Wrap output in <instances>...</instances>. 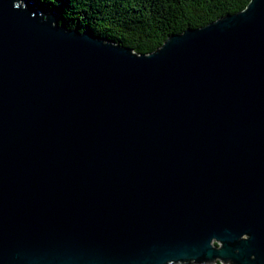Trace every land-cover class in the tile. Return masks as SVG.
<instances>
[{"label":"water","instance_id":"95a60500","mask_svg":"<svg viewBox=\"0 0 264 264\" xmlns=\"http://www.w3.org/2000/svg\"><path fill=\"white\" fill-rule=\"evenodd\" d=\"M264 264V0L148 53L0 0V264Z\"/></svg>","mask_w":264,"mask_h":264},{"label":"trees","instance_id":"16d2710c","mask_svg":"<svg viewBox=\"0 0 264 264\" xmlns=\"http://www.w3.org/2000/svg\"><path fill=\"white\" fill-rule=\"evenodd\" d=\"M249 0H34L59 15L68 28L148 53L168 34L200 27L225 13L243 9ZM214 264H222L216 262Z\"/></svg>","mask_w":264,"mask_h":264}]
</instances>
